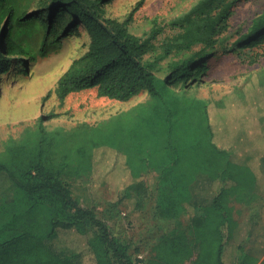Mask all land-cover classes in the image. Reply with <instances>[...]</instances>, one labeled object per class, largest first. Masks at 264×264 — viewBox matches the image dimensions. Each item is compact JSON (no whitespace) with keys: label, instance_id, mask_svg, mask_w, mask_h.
Returning <instances> with one entry per match:
<instances>
[{"label":"trees","instance_id":"16d2710c","mask_svg":"<svg viewBox=\"0 0 264 264\" xmlns=\"http://www.w3.org/2000/svg\"><path fill=\"white\" fill-rule=\"evenodd\" d=\"M111 1L0 0V77L26 76L32 63L55 53L82 27L90 38L88 51L57 80L53 94L59 106L71 94L92 89L122 103L147 95L132 109L81 124L67 136L63 129L47 130L45 122L56 117L51 113L38 117L19 140L6 141L0 174L14 193L11 202L0 204V264H85L81 252L53 248L60 231L85 237L90 264H264V257L241 246L229 262L238 228L234 203L264 197V68L218 101L194 98L187 90L204 83L208 59L218 49L258 48L241 58L246 65L264 56V9L230 42L225 33L239 0H199L168 22L176 33L155 46L151 42L163 27L154 21L146 39L131 35L128 22L105 18ZM99 149L119 155L125 185L119 195L134 211L143 208L145 177L153 173L157 217L169 221L190 214L186 230L158 237L143 260L74 196L73 181H89ZM204 174L214 195L195 213L191 190Z\"/></svg>","mask_w":264,"mask_h":264},{"label":"rangeland","instance_id":"374dc122","mask_svg":"<svg viewBox=\"0 0 264 264\" xmlns=\"http://www.w3.org/2000/svg\"><path fill=\"white\" fill-rule=\"evenodd\" d=\"M197 1L199 0H113L104 6L105 18L120 23L128 22L129 34L142 40L150 36L152 22L155 21L163 30L151 43L159 46L164 39L176 33L167 26L168 22L185 14ZM263 9L264 0H239L228 20L225 33L230 42L236 39V33H245L251 21ZM89 43L88 34L80 27L75 34L62 41L55 53L32 63L26 76L11 72L0 77V153L8 139L19 140L23 132L33 127L41 115L55 114V118L45 122L47 130L63 129V134L67 136L69 131L81 124L93 125L105 121L147 100V95L142 93L122 103L100 98L92 89L71 94L59 106L53 94L56 82L74 60L88 51ZM262 47L264 52V45ZM199 49L200 46L194 48L193 52ZM254 50L258 51V48H245L236 53H222L218 49L208 59L211 66L208 77L203 84L188 88V95L206 101H218L230 96L244 84L245 78L264 68V56L253 65L241 63V58L245 59ZM178 89L177 87L176 90ZM49 92L50 97L43 101ZM118 159L119 155L113 150H96L89 181L84 178L73 181V192L83 208L91 210L99 220L108 225L114 237L130 244L134 258L143 260L148 257L151 246L158 237L174 229L186 230L190 214L182 212L178 218L169 221L157 217L158 176L153 173L145 177L149 191L144 206L134 211L132 205L128 201H121L119 195L125 185L123 172L117 168ZM252 172L255 173L254 170ZM191 191L195 205L192 211L199 213V207L210 202L214 195L206 174L200 177ZM13 193L12 184L4 174H0V204L11 202ZM253 195H246L244 198L249 200ZM234 219L238 222V228L231 242L233 250H230L229 262L235 258L237 246H241L247 254L263 258L264 197L234 203ZM50 244L58 252L63 247L79 251L85 264H90L85 237H79L73 231H60L57 240ZM135 250L138 251L137 254L134 253Z\"/></svg>","mask_w":264,"mask_h":264}]
</instances>
